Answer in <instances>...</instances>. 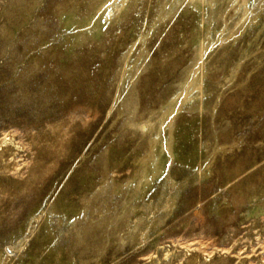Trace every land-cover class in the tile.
Masks as SVG:
<instances>
[{
    "label": "rangeland",
    "instance_id": "obj_1",
    "mask_svg": "<svg viewBox=\"0 0 264 264\" xmlns=\"http://www.w3.org/2000/svg\"><path fill=\"white\" fill-rule=\"evenodd\" d=\"M0 264H264V0H0Z\"/></svg>",
    "mask_w": 264,
    "mask_h": 264
}]
</instances>
